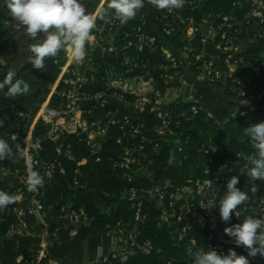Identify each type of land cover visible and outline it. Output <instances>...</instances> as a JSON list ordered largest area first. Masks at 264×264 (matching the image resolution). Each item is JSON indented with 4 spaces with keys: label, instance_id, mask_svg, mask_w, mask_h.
<instances>
[{
    "label": "trees",
    "instance_id": "obj_1",
    "mask_svg": "<svg viewBox=\"0 0 264 264\" xmlns=\"http://www.w3.org/2000/svg\"><path fill=\"white\" fill-rule=\"evenodd\" d=\"M143 4L144 6L137 10L135 17L128 19L125 23L113 18L114 10L105 9L99 14L92 34L98 35L101 32L105 39L104 44L107 46L114 44L117 51L103 53L98 48L96 51L98 68L103 71L113 68L114 73H121L122 68L117 59L118 55H121L124 59H131L133 64L137 62L144 64L145 71L154 67H157L159 71L160 68L169 66L165 61L164 49L170 50L172 56L179 62L180 69L186 78L191 75L195 76L193 71L195 67L202 65L210 57H215L217 64L225 68L226 54L216 49L222 40L223 33L217 30L209 36L207 31H204L188 38L186 26L179 20L174 17L164 19V9L152 6L149 0H143ZM251 11L252 7L246 0H205L201 9L188 8L182 12L185 18L193 17L198 23L207 20L206 29L210 27L217 29L223 23V19L227 18L238 29V32L227 30L228 37L240 43L251 40L255 32L264 37V30L258 31L259 20L251 16ZM89 13L92 14V11ZM110 22L118 24L113 32L105 29V24ZM163 22L172 24L174 31L171 35H166L162 31ZM138 27H142L148 37H156L155 47H146L139 52ZM22 29L23 27L7 9L6 0H0V80H3L11 70L16 73V78L24 80L30 86L29 92L22 96L5 97L3 92H0V122H2L0 139L5 140L11 149L10 154L0 159V165L15 166L24 171L25 158L22 154L26 151L27 138L41 140V149L33 152L37 160L41 165L60 163L64 169L62 173L58 168L46 185L38 184L39 187H43L39 195L42 202L50 208L55 217L59 218L62 208L66 206L85 213L93 221L96 230L101 231L107 227L117 228L121 219L115 213L107 214L106 210L111 205V199L133 185L141 189L150 187L149 181L144 178L128 183L122 177L123 171L114 168V164L121 159L126 150L135 151L147 147L153 150L158 144V152L168 165L171 152L178 144H181L184 151L182 165L176 166L175 169L183 180L192 182L195 189L193 203L197 208H202L203 204L198 188L212 179L211 172L207 168L209 159L212 158L216 162L225 156L231 159L221 174V182L247 168V158L254 155L255 150L250 138L244 134V129L250 124L264 122V95L245 106L242 116L228 121H217L210 118L200 110L198 103L168 105L167 108L172 113L173 135H160L156 132L161 122L148 107L143 113L131 116L130 123L123 130L119 125H110L108 137L104 141L101 140L102 149L95 157L90 156L86 144L78 137H67L60 143L45 140L49 126L42 120L40 111L43 107V112L48 113L59 103L57 98L50 97V91L61 74L65 54L61 51L55 57L45 58L44 67L35 69L30 63L32 53L27 50L20 56L18 52V44L23 39L31 40V37ZM160 36L167 39L165 44L161 43ZM185 46L190 50L187 54H184ZM86 51H89L88 45H86ZM260 52V49L241 52L237 56L242 59L239 71L244 72L254 64ZM203 53L206 57L198 61L196 56ZM257 80L253 79V85ZM91 89L104 91L106 90L105 83L101 81L96 86L94 83ZM126 98L131 102L134 100L128 95ZM108 111V107H94L90 118L95 119L94 116L105 118ZM18 125L22 126L21 129ZM136 126L142 127L141 133L137 135L133 132ZM144 136L147 142L142 141ZM61 144L71 147V153L77 161L87 158V163L78 166L77 161L64 157V154L58 151ZM206 150L209 151L205 153ZM190 152L197 161L202 160L206 164L204 170L199 167L198 175L194 179L191 178L190 163L186 159V154ZM141 160L142 168L148 165L149 162L143 157ZM39 169L33 167L34 171H40ZM77 170L79 174L76 173ZM150 170H153L152 167ZM168 190L172 191L170 188ZM0 191L14 197L11 203L0 206V239H3L9 237L12 226L18 225L19 220L14 213L17 190L9 186L7 182L0 180ZM42 194H45L44 197ZM124 201V206L130 211L133 228L137 231L136 243L139 246H149L150 252L135 249L134 253L127 254L126 261L121 258L110 259L111 264H193L191 256L205 237V231L197 227L185 229L165 223L162 219V212L168 206V197L164 198L162 208H158L153 200L145 199L143 213L146 221L136 227L133 204L127 200V195H124ZM48 228L53 232L55 226L49 223ZM38 249L29 242L18 243L12 239H6L0 243V264H30ZM20 257L23 259L19 262ZM50 259L45 256L42 261L46 263Z\"/></svg>",
    "mask_w": 264,
    "mask_h": 264
},
{
    "label": "built area",
    "instance_id": "obj_2",
    "mask_svg": "<svg viewBox=\"0 0 264 264\" xmlns=\"http://www.w3.org/2000/svg\"><path fill=\"white\" fill-rule=\"evenodd\" d=\"M152 6H154L151 3ZM240 1V0H239ZM252 7L251 16L259 20L258 31L264 30V0H246ZM205 0H183L182 7L173 9H164L163 18L174 17L179 22L186 26L187 37L192 38L197 33H203L207 31L209 36L218 32L222 34L221 42L216 46V49L226 54L224 60V66L217 64L215 57H210L209 60H205L202 65H197L193 70L195 76L200 79L217 80L225 79L229 81L233 89L238 93L240 97H246L247 91L253 86V79H260L264 77V62H255L244 72L239 71V65L242 63V59L237 58L240 54L238 42L229 38L227 30L238 32L235 24H231L227 18L223 19V23L214 30V28L206 29L208 23L204 20L202 23H198L195 18H185L183 12L185 9H201ZM236 5V4H235ZM155 7V6H154ZM118 24L110 22L105 24V29H109L111 32L117 29ZM162 31L166 35L173 33L172 24L169 22H163ZM138 32V50L142 52L146 47L152 48L157 44L156 37H148L142 27L137 28ZM104 37L100 32L98 35H94V43L91 45L92 51L101 49L103 53H112L117 51L114 44L105 45ZM184 54H187L190 50L187 46L184 47ZM169 51L170 50H166ZM206 54L196 56V59L200 61L204 59ZM236 57V58H235ZM168 67H165L164 76L166 78H177L180 81H185L186 77L180 69L179 62L172 56V54L165 58ZM133 61L127 58L126 67L131 68ZM141 70H145V66L142 63H135ZM91 64L85 63L83 60L81 64L69 63L65 56V63L62 66L61 74L57 82L51 87L50 97H55L59 100L57 106H55L50 112H42L41 118L49 126V130L45 137V140L51 143H60L63 139L71 136L78 137L81 142H84L89 149L90 156H98L102 149L103 140L107 134L110 125H113L111 120H106L104 123H100L95 119H91L92 109L94 107L106 108L104 102L105 92H114V95L123 101L124 103H130L140 113H143L148 107L150 112L157 117L161 122V125L156 129V132L160 135L170 134L173 135L172 130V113L167 108V104L161 102L156 96L148 97L144 92L143 83H141L135 76H131V73H114L110 74L108 80L105 83L106 91H94L91 89V85L94 84V78H91L86 68ZM131 96L134 100L128 101L126 96ZM131 117V116H130ZM130 117L126 116L122 118L116 125L120 126L123 130L126 125L130 123ZM21 129V125H18ZM141 126L133 128L135 135L141 133ZM25 133V132H24ZM28 141V144H27ZM143 142H147V138H142ZM158 144L154 146V149H158ZM41 149V140H34L32 137L26 140V151L22 154L25 158V170L16 168L15 166L8 167L6 165H0V180L8 182L11 177H16L23 185L27 195L28 203V215L32 217H41L49 207L45 206L40 198L42 186L46 185L53 177L54 173L59 168L64 173L61 164L56 163H41L37 160L33 152ZM139 150L131 151L126 150L121 159L114 164V168L123 171V179L128 183H134L140 177L142 171V160L139 155ZM59 153L64 154V157L71 161H77L76 157L71 153L70 146H64L61 144L58 148ZM87 158H82L77 161L78 166H83L87 163ZM228 162H216L214 159H209L207 168L212 175V186L209 188L207 184L198 188L199 196L203 201L202 208L195 207L194 204H189L185 209H181L180 217L183 219L191 218L193 215L197 216V224L199 228L205 231V237L201 243L206 250H216L219 253L227 254L229 249H233L232 243H229L220 229V223L218 216L211 211V208H207L210 202V197L216 191L217 187L222 183L221 174L225 170ZM40 168V171H34L33 167ZM135 169V170H134ZM36 173L40 180L41 187L38 184H30V173ZM79 174L78 170L76 171ZM77 181V180H75ZM169 187L156 185L150 186L148 189H141L137 185L131 186L126 190L127 200L133 204L134 209V224L135 227L138 224L145 223L146 217L143 213V201L145 199L156 200L168 197L169 202L167 208H164L162 212L163 221L167 222L171 217L176 215L179 210L178 197L180 192L178 190H168ZM189 194H194L195 189L193 185L186 189ZM45 194H42L44 197ZM23 200V193L17 190L16 203ZM207 208V209H206ZM14 213L19 220L18 225L12 226L9 236L18 237L28 229V223L24 221L20 216L18 207L14 208ZM264 216V193L259 204L256 218ZM60 220L76 221L79 219H88V216L82 211L72 210L68 207L62 208V214L59 217ZM45 226V238L50 239L55 233L49 231L48 225L44 222ZM134 227V226H133ZM193 225H188L185 229H191ZM118 236L123 238L130 251L134 253L135 249H141L145 252H149V246H139L136 243L137 231L136 228H132L131 231H126L121 223L117 225L115 229ZM199 246V245H198ZM47 256L44 251L39 248L34 256V259L30 264H61L59 261L50 259L48 262H43L42 259ZM127 253L123 251L115 252L111 255L103 257L100 260L93 262L92 264H111L110 259L121 258L126 261ZM19 261V259H18ZM250 264H264V258L257 255V258H249Z\"/></svg>",
    "mask_w": 264,
    "mask_h": 264
},
{
    "label": "crops",
    "instance_id": "obj_3",
    "mask_svg": "<svg viewBox=\"0 0 264 264\" xmlns=\"http://www.w3.org/2000/svg\"><path fill=\"white\" fill-rule=\"evenodd\" d=\"M99 14L100 12H97L96 16L98 17ZM93 43L94 34H92V40L88 44L89 51H86L84 61L87 64L90 63L92 66L91 68L97 70V72L88 71L90 77L94 78L93 80H95L94 83L96 86V84L98 85L101 81L106 83L109 75L111 73L114 74V72L112 70L113 68H107L105 71H103L101 68L97 67L96 64H98V61H96V51L91 50V45H93ZM238 47L240 53L260 49L261 52L260 55H258L256 62H264V37L261 34L257 32L253 33L251 40L248 42H238ZM163 54L164 57L167 58L171 55V52L164 49ZM117 59L122 68L121 73L129 72L131 73V76H135L141 83H143L144 92L148 97L156 96L161 102L167 105L174 103H198L200 104V110L202 112L217 121H228L230 119L242 116L245 106L264 95V77H262L260 80H257L256 83L247 91L246 97L243 98L240 97L233 89L232 84L225 79L206 80L191 75L188 76L185 81H180L175 77L166 78L164 76L165 67L160 68L159 71H157V67L149 68L145 71L139 69L133 63L131 68L126 67L127 58L124 59V57L121 55H118ZM165 61L167 63V60ZM69 63L71 64L72 62ZM104 102L106 104V108L108 107L109 109L106 117L96 118L94 116L95 120L100 123H104L106 120H111L113 125H116L117 122L126 116L130 117L139 114L136 106L130 103H124L118 99L112 91L105 92ZM107 137L108 136H106L102 141L106 140ZM207 151L209 150H206L205 153ZM183 152L182 145L178 144L171 152L168 165H166L164 158L158 152V149L153 148V150H151L148 147L141 149L139 151V155H141L149 163L142 168L140 177L148 180L150 186L162 185L180 192L178 197V213L171 217L169 221H164L165 223L181 226L184 228L188 225L194 224V227L199 228L196 226V215H193L188 219H183L180 217L182 208L185 209L189 204H194V196L186 192V189L192 185V182L183 180L175 169L176 166L178 167L182 165ZM172 153L174 154L173 160ZM190 153L186 154V159ZM193 157L195 159L194 155ZM222 161L229 163L231 162V159L225 156L221 157L218 162ZM195 162L197 165L198 175L199 167L201 170H204L206 168V164L202 160L197 161L195 159ZM150 167H152L153 170H150ZM234 176L239 177V183L237 187L241 191L247 192L249 196V199L246 200L241 206H238V209L236 210L239 213V217L237 218L233 213L231 220L225 223L221 221L218 205L211 207V211L218 216L220 229L225 236V239L229 243H232L233 250H235L238 255H244L247 257V250L243 247H236L233 239L224 233V229L234 224L241 223V220H243V218L246 216H257L259 204L264 193V181H253L248 178L247 168L243 169ZM231 178L224 180L217 187L216 191L210 197L211 203L218 202L219 199L224 195V191L227 190V182ZM7 183L15 190H20L23 193V200L19 203H16L15 207H18L21 218L26 221L29 226L22 235L18 237L7 236L3 239H0V243L6 239L15 240L18 243L29 242L33 245V247H36L37 249L41 248L45 255L55 261H59L61 264H92L93 262L115 252L123 251L127 254L132 253L126 241L118 236L115 230L116 228L114 229L107 227L101 231L96 230L93 221L89 218L86 220L79 219L76 221L60 220L54 216L51 210L48 209L41 217H32L28 215L27 195H25L26 191L23 185L16 177H11ZM124 195H126V189L111 199V205L106 208V210L107 214H110L111 212L115 213V215L121 219V224L123 225L124 229L126 231H131L133 228V223L129 209L124 206ZM153 201L158 208L163 207V200L156 199ZM44 222H46L47 225H49V223H53L55 226L53 231L55 235L50 239L45 238L46 228L44 226ZM201 247L205 249L204 245L199 244L198 248ZM193 255L194 253L191 256L192 259ZM22 259L23 257H20L19 262L22 261Z\"/></svg>",
    "mask_w": 264,
    "mask_h": 264
},
{
    "label": "clouds",
    "instance_id": "obj_4",
    "mask_svg": "<svg viewBox=\"0 0 264 264\" xmlns=\"http://www.w3.org/2000/svg\"><path fill=\"white\" fill-rule=\"evenodd\" d=\"M151 3L158 9L171 10L182 7L183 0H151ZM143 6V0H108L107 5L108 9L114 10L113 18L121 23L135 17L137 10ZM6 7L26 33L36 39V43L30 46V63L35 69H42L45 58L55 57L61 51L69 62L77 65L82 63L86 55V45L92 40L97 16L86 13L80 0H6ZM39 34H42V39H37ZM29 90V84L16 78L14 71L10 70L0 80V92L5 97L22 96ZM244 134L250 138L255 150L254 155L247 158L248 178L264 181V122L250 124L244 129ZM10 152L8 143L0 139V159ZM39 182L36 173H30V184ZM205 183L211 188L212 181ZM238 183L239 177L233 176L228 180L227 190L219 201L209 202L207 208L218 205L222 222H229L233 213L238 218V206L249 199L248 193L237 187ZM13 199V196L0 191V206L11 203ZM241 221L226 227L224 233L233 239L236 247L247 250V257L238 255L233 249L223 254L201 247L195 250L193 264H250L248 257L259 255L264 258V216L256 218L249 215Z\"/></svg>",
    "mask_w": 264,
    "mask_h": 264
},
{
    "label": "rangeland",
    "instance_id": "obj_5",
    "mask_svg": "<svg viewBox=\"0 0 264 264\" xmlns=\"http://www.w3.org/2000/svg\"><path fill=\"white\" fill-rule=\"evenodd\" d=\"M80 2L84 6V8L86 10V13H89V11H92V14H94V15H96L97 12L102 13L105 9L108 8L107 7L108 0H80ZM22 31H25V29L23 28ZM37 38H42V34H39ZM33 43H36V39H33L32 37H31V40H28L27 38L26 39H23L18 44V52H19V55L21 56L22 53L23 52H26L27 50H29V52H30V46ZM91 67L92 66H88L86 68V70H88L89 72H97L96 69H93ZM42 112H43V107L41 108L40 113H42ZM27 144H28V141H27Z\"/></svg>",
    "mask_w": 264,
    "mask_h": 264
},
{
    "label": "water",
    "instance_id": "obj_6",
    "mask_svg": "<svg viewBox=\"0 0 264 264\" xmlns=\"http://www.w3.org/2000/svg\"><path fill=\"white\" fill-rule=\"evenodd\" d=\"M160 39L162 44H165L167 42V39L164 36H160ZM173 159H174V154L172 153V160ZM187 161L190 163V167H191V172H190L191 178L194 179L197 175V165L192 153L189 154ZM255 258H257V256Z\"/></svg>",
    "mask_w": 264,
    "mask_h": 264
}]
</instances>
